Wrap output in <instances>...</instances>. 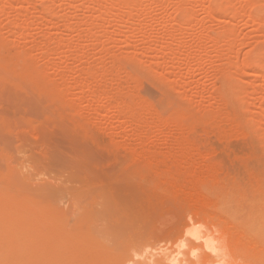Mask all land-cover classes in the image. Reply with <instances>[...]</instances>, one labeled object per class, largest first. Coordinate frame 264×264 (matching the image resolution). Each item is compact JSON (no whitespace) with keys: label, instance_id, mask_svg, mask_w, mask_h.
<instances>
[{"label":"rangeland","instance_id":"1","mask_svg":"<svg viewBox=\"0 0 264 264\" xmlns=\"http://www.w3.org/2000/svg\"><path fill=\"white\" fill-rule=\"evenodd\" d=\"M37 1H40L38 2L39 4L42 3L41 1H45L48 6L51 5L50 9L53 10L52 13L49 12V14L56 12L54 14L57 15H46V13L39 14L40 19H44L42 16L46 15L45 20L41 21L34 8H30L31 10L33 9L32 11L28 9L32 16L30 14L26 17L23 12L25 9L27 10V4L21 6L20 3L17 6V10H19L20 13L22 12L21 14H24L26 18L22 16L23 18L19 17L16 19L10 8V10H8V8L6 10V6H1L5 8V12L0 13V16L3 18H0V26H2L0 27V223L16 219L24 229L36 236L33 237V239L38 242V246L41 244L42 247H45L48 243L54 245L56 249L60 250L61 254L58 259H54L57 264H127V260L130 257H134L133 259L136 260L139 258V255L142 254L143 256L147 255V258L149 255L152 260H160V264H209L210 260L207 259H213L208 255L214 256L215 264H264V138H262L263 140L260 139L262 134H259V132L263 133L262 130L264 131V115L262 116L263 118L258 116L260 109H263L261 106L264 107V96L260 91L257 95L254 93L252 96L250 95L247 97L245 95L233 96V94H231L232 91H235L233 86L236 84L238 88L241 87L240 91L241 89L242 91L246 89L253 91L256 87L260 88L261 85L264 86V79H261V76L252 75L253 70H251L253 69L251 65L252 62L256 57L258 58L260 52L262 53L264 51V38H262L264 35V27L263 30L258 33H252L254 26L248 17V15L254 13L255 9L247 6V0H239L243 8H241L242 10L239 9L240 11L238 10L239 13H237L235 20H232L235 23L231 22V19L227 20L231 22V26L234 27L229 26L231 29H237L232 30L235 31L234 34L237 32V34H242H239L241 36L238 35L239 38L236 37L237 34L235 36L240 40L238 44L235 42V44L239 46L235 45L234 47V45H232V50L235 51L234 53H238V61H240L242 57L241 63H238L233 57L234 54L232 60H226L224 55H222V57L224 56L223 58L226 61L223 59L221 60L223 62H221L220 59L222 58L217 60L218 58L216 57L220 47L210 46L213 45L210 39L221 37L223 33L225 34V27L229 29L227 25H230V23H226L224 27V24H221V26L217 22H208L205 19L206 11L203 10L207 7L209 0H185L187 2L183 0L185 2L183 7L186 6V8H184L186 11L182 17L181 14L174 12V5H176V3H174L175 0L174 2H172L173 0H171V2L170 0H153L155 3H153L154 5L151 4L148 6L145 12L142 10L144 12H142V14L144 15L141 14L139 16V13H141L139 10V13L138 11H132V18L134 21H132L133 19L131 18L133 23H130L129 20L130 24H126V19L124 18V16H126L127 19L130 17V15H128L130 14L128 13V9V11H125L126 9L121 10V13L124 12L127 14L123 16L124 13H120L121 15H119L121 17L123 16L122 19L118 15L120 11L118 13L116 11L109 12L104 15L105 17L102 13L100 15L96 7L99 3L104 4L102 0H96L97 5L96 2H91L89 0H82L83 2L81 0L78 2H76L77 0L75 2L68 0L71 2H69L70 5H67L66 0L32 1L34 4L36 3L35 6L37 5L40 7L42 4L39 5ZM3 2H5V0H2V2L0 1L1 4H4ZM86 2L90 5L89 7H86L88 6L86 4V6L84 5ZM106 2L111 1L106 0L105 3ZM72 3L75 4L72 5ZM30 4L29 7H34V4ZM95 5L96 7H93ZM19 6L23 7L24 10L21 8V11ZM73 6H75L76 9ZM38 7H35V9H40ZM187 8L192 12L189 13ZM94 11H98L96 12L97 15L93 14L95 13ZM241 11L244 12L241 13ZM134 13H138V16ZM98 15L101 18L104 17L102 19H105V21L108 19L106 21L108 24H106L105 21L103 22L101 18L99 19ZM177 15H179V17ZM186 15L191 17L194 16L191 18ZM64 16L68 19L67 28H65L67 19ZM172 18L177 19L181 24H183V20L189 22L191 19L189 22L190 26L185 22V26L181 28L185 30H181V26L179 28L177 26V29L171 30L168 23L171 22L170 20H173ZM8 19L10 20L9 23ZM11 19L16 20L19 24H21L20 22L23 23V25L21 24L23 29L19 28L21 29L20 32L18 31L19 29L17 30L19 35L17 34L16 36L15 34L16 38H14V32L12 33L13 35L11 34L12 29H7L8 24L10 25H8L9 27H12L13 20L11 21ZM23 19H27L25 21L26 25ZM114 19L115 21H119V19L122 21L124 20L126 25L121 21L122 24L119 23L118 26H115L116 28L112 26L114 22H112L111 25L113 28L108 27L110 26L109 20ZM100 20H102L103 23ZM161 20L163 23H161ZM165 20H167L166 23L164 22ZM40 21L47 22L41 23ZM77 21H80V25ZM38 22H40V24H38ZM85 22L88 26H91H89L90 29L85 25ZM139 22L142 23L140 25L145 23V27L143 26L144 29L141 31H135V29H138L135 25H137L136 23L139 24ZM69 23H71V25L75 23L77 24L76 26L80 28L75 27L73 31L72 29L68 31ZM164 23L166 25L168 24L167 26H169V28H166ZM81 24L83 26H81ZM160 24H162V26L165 25L164 28H162ZM24 25L26 27H24ZM63 27L68 30L63 29ZM92 27L94 31L91 29ZM98 27H102V30H98ZM40 28L42 30H40ZM43 28L45 29L44 32L47 33L49 30L48 33L54 34L55 39H57V36L59 37L57 40L62 39V41H64L63 44H67L66 48L69 47L70 44L75 45L74 47L76 49L73 50L74 52L72 51L73 54L68 52L65 46L58 47V44L61 43L60 40V42L57 41L58 43H52L49 46L50 49H42L41 46L43 45L41 44L44 42L43 44L45 45L46 41V38H44L46 33L43 35ZM192 28L193 30H191ZM169 29L177 33H172ZM178 29L183 33H180ZM228 29L226 30L227 32ZM17 31H15V33ZM82 31L84 35L81 33ZM85 31H87L86 35ZM90 31L94 33L97 32L98 34L91 33ZM107 31H109L108 36L106 35L108 33ZM88 32H90L89 34L91 35H88ZM168 32H171V37H169ZM21 33L24 34L25 37H23ZM190 33L192 35H190ZM141 35L143 37H141ZM18 36L21 37L19 38ZM89 36L96 38L93 39ZM97 37H99V43ZM125 37H128V44H130L129 46L131 47L127 45ZM24 38L27 39V41L32 39L31 41L35 49L32 44L30 43L29 45V42L27 43ZM42 38L45 40H42ZM40 39L42 43H40ZM85 39L87 41H84ZM106 39L108 42L105 41ZM33 40H35L36 45ZM36 40L39 41V43ZM12 41H14L13 46H11L13 44ZM24 41L27 44H24ZM172 41L173 45L171 44L170 46L169 44ZM181 41L184 43H180ZM120 42H122V44H120ZM116 43H118V45ZM251 43H253L252 46H249ZM166 44L170 47L174 46L176 52L174 51L172 56H170V54L162 59L164 55L163 52L166 51L164 49ZM182 44L184 45L182 46ZM225 46L226 48L228 47L227 45ZM225 46H221L219 50L225 49L227 52L228 48H224ZM109 47L112 52L110 50L107 52ZM38 48L44 51L47 50L48 54H55L54 56L51 54L49 55L51 58L49 56L47 58V54L44 55L46 51L44 52ZM212 48L218 52H214ZM229 48H231V46ZM57 49H60L59 51H61V54ZM195 50H197V52H195ZM222 50L219 54L225 53V51ZM62 52L65 53V55L62 54ZM254 52H256V54H254ZM55 55L59 58H62L64 55L63 58L65 59L62 58L58 60ZM124 55H131L135 58L138 57L140 62L142 61L141 64L144 65L136 67V63H132V61L129 62L132 58L130 57L131 59L129 58L128 60ZM67 56L69 58H67ZM116 56L119 57V59L117 58L118 60H115ZM52 58H56L55 64L53 63V65L50 62ZM137 59H134V61L139 63ZM242 60L244 61L243 63ZM10 61H13L12 65ZM81 61H84L83 63H86V65H83ZM224 61L225 63L229 61V63L227 62L228 64H230L231 61H235L234 63H238L236 67L240 66V70L237 68L234 69L236 71L238 70V72L240 71V74L234 72L235 75H233V77L236 76V83L233 81L234 79L231 78L235 85L230 84V78L225 77V80V75L219 74L220 70H218V67H220L219 65L224 63ZM49 62L51 64H49ZM262 62H264V60H262ZM56 63L61 64V66L56 67L59 73L53 70V72H55V75L53 73L54 77L60 78L62 76H60V74L68 75L73 69L72 73H70V76L73 75L72 79L68 78L70 77L69 75L66 78L68 81L70 79V84L75 83V81L77 82L79 77H85L90 70L93 72L95 69V74L100 72L101 74H99L103 76L102 79L99 75L102 80L91 72L88 77L89 80L91 77H93V79H98L95 80L96 84H99L101 87H95L96 91H94V88L92 90L97 96L99 94L103 97V95H105V93H103L105 92L103 86L107 88L105 90L109 98H107L110 105L108 108L109 111L97 109L100 104L102 105V102L104 103V97L106 98V96L103 98H99L98 96L96 98L98 103L94 102V106L89 105L90 107L88 108L91 109L87 111L86 106L88 104L85 100L83 101L80 99L82 96L76 85L74 86L73 84L74 87H71L69 82L64 80L65 78L62 79L68 82L69 87H71L69 89L67 83H64L61 78L64 84L60 82V79L56 80L57 78L53 79L54 82H52L50 79L53 76L51 75L50 77L49 75L52 74L51 69H55ZM80 63L83 68L80 66ZM232 64L228 65L226 69H224L226 65L223 64L224 68H221L229 70V66H234V64ZM244 64L246 65L244 68L246 67V69H248L247 67L251 66V69L244 70ZM44 66L46 68L52 66V68H50L49 71L48 69L46 70ZM78 67L83 70L85 68H90V70L85 69L87 72L85 70L82 72L83 70H79ZM241 68L244 71L243 75H241ZM66 69L68 71L70 69V71L68 72ZM41 70H46L47 72L45 71L43 74H46L47 77V73H49L48 76L50 78L45 77V79L42 77L43 75L40 76ZM62 70H65V72ZM75 70L78 72L75 73ZM79 71L83 73V76L78 75L77 77ZM103 71L104 73L102 74ZM221 71L223 70L221 69ZM105 73L107 74V78L105 77ZM75 75L76 77H74ZM256 76L260 78L257 79L258 77ZM74 78H77V80H74ZM93 79H91V82H93ZM237 79H240L241 82L239 81V83ZM55 80L61 83L60 86L62 85L63 87L59 89L60 86L55 84ZM99 80H101V84ZM222 81L224 82L222 83ZM163 82L164 84H162ZM54 84L56 87L53 88ZM76 87L78 90H76ZM120 87L124 92L119 89ZM50 88L53 91H51ZM55 88H58L57 91ZM262 88L264 90V87ZM97 89L100 90L97 92ZM66 90L72 98L74 97V101L77 99L81 102L76 104V102L78 103V101H76L74 105H72L74 102L72 99L70 100L72 103L68 104V100L71 99V97L68 95V92L66 93ZM92 91L89 93L92 94ZM55 92L59 93L58 95L61 94V96L63 94L66 99L69 97L68 100L62 99L64 97L61 96V98L59 96V98L56 97L57 93ZM78 92L79 95L77 94ZM99 92L102 93L100 94ZM195 92L197 93L196 95ZM86 93L88 96V91ZM65 94L67 95L65 96ZM135 94H137V96ZM217 95H220V97ZM87 96L85 95V97ZM235 97L237 99H235ZM238 101H241V103L244 102L243 105ZM75 104L78 108L73 107L76 106ZM122 104H124L125 107L122 106ZM242 106L244 110L241 108ZM122 109H124L125 112L120 111ZM131 109L133 110L132 113L134 114L132 115L135 116V119H131L132 115L130 114L129 116V114H127L129 113L127 111H131ZM247 109L250 110L251 117L252 113L254 114V120H256L257 116V119L262 118V121L259 119L260 123L253 120V122H257L260 126H263V128H261L262 130H260V126H258L257 123L255 127L254 123L252 124V122H250L252 121L251 117L249 118L250 120H248L250 112L247 114ZM124 114L128 116V119ZM116 115L127 125L120 128L119 122L114 118ZM140 116L143 120L145 117V126L143 124L139 127L140 130H133L137 123L136 117ZM141 118H139V120ZM236 118L240 120L238 121ZM129 120L132 124H130L131 122H129ZM247 122H249L248 125H246ZM261 122L263 125H261ZM178 129L183 130L181 137L185 145L181 142V145H177V143L172 146L174 142H172L170 138L174 139L175 137L173 136L179 134V132H177ZM139 131L144 135H147L145 132L148 131L151 133H148V135L152 136V140L147 142V146L138 141L136 136L141 134ZM131 136L134 137L132 138ZM163 137L165 139L167 137L169 138L165 141ZM162 138L164 140L163 142L161 140ZM169 139L170 141H168ZM144 146L150 147L151 149L149 150L151 151H147ZM175 146L178 149H176ZM172 147H175L174 152L178 153V155L180 152L179 156H176L177 154L174 155L172 149H170ZM185 147H189L188 149L191 148L189 152L192 150V155L188 153V149ZM153 150L155 153H153ZM177 150L180 151L176 152ZM183 151H185L186 154L181 153ZM146 152H148V156H146ZM168 153L171 154L170 156H176V159L178 158L179 160L173 157L170 158ZM152 154H156V157ZM181 154H183V157L184 155L187 156V154L189 156H185L186 161L183 158L180 164ZM193 154L197 156L194 157ZM200 157L201 159H198ZM188 158L191 160L193 158L195 163L198 162L199 173L203 183H201L202 181H196L198 173L195 174L197 175V177H194L195 179H192L189 175L184 173L185 176L182 173L183 170L180 174L181 176L179 173H175L180 170L181 167L179 166H184L185 162V167H187ZM167 161L171 162V164L172 161L175 164L178 161L177 164L180 165H174L179 168L176 169L173 164L171 165ZM212 166L213 168L211 169L210 167ZM164 171H170L171 173L169 172L166 176V174H164L166 172ZM158 174H164V179L161 178L163 175L159 177ZM171 174H173L172 176L175 177L176 180L178 176H180L181 179L180 177L178 179L181 184L178 180V182L176 181L175 183L173 177L169 178ZM182 174L184 175L183 179L185 177L187 179L190 177L191 181L194 180V184H192L189 179L188 181H186V178L182 180ZM166 178H169V180ZM177 183H179L181 187L183 186V188ZM190 183L193 189L187 185ZM174 186H176L175 189L177 187L180 189H177L179 192L173 191ZM181 189L183 190L181 191ZM208 189L210 191L208 194L209 196L206 194L208 193ZM14 190L16 192H14ZM193 191H195V193L198 192V194L200 193L201 197L205 195L202 198H204L207 204L205 202L203 205L202 202H204V200L198 196V194H194ZM191 193L194 198H196L195 195L199 197L196 198L199 201H197V204L194 203L196 199H192L193 197L191 198ZM211 194H213V196ZM211 199H213V201ZM80 207L82 208L81 210H79ZM100 220H103L102 222H104V225L100 223ZM97 226L99 227L97 228ZM4 228L5 226L1 227L0 231L5 232L6 230H4ZM55 234L56 236H54ZM196 237L200 238L196 240ZM205 237L213 243L211 245H206L208 241H203ZM199 240L202 244L199 243ZM97 244H100L102 247ZM200 245H202V247H200ZM208 246H211V248L212 246L213 248L215 247L216 249L214 248V250L218 249L216 251V254L217 252L218 254L213 255L211 251L209 252L208 250L211 248L207 249ZM205 250L206 253H204ZM96 251H99V255L95 254ZM36 253L37 250L35 249L31 251L33 256ZM156 257L158 258L156 259ZM150 258L148 260L149 262H151Z\"/></svg>","mask_w":264,"mask_h":264},{"label":"bare ground","instance_id":"2","mask_svg":"<svg viewBox=\"0 0 264 264\" xmlns=\"http://www.w3.org/2000/svg\"><path fill=\"white\" fill-rule=\"evenodd\" d=\"M0 1L2 2V0H0ZM29 1H30V2H29ZM29 1H28V0H5V2H3L4 4H1V3H0V4H1L0 7H1L2 5H4V7L6 6V10H7V8H8V10L11 9V10L13 11V14H14V16H15L16 19L19 18V17L21 18L22 16H24V14H21L22 12L20 13V11L17 10V6H18L20 3H21V6H22L23 4H24V6L27 4V6H26V7H27V10L25 9L26 12H25V11L23 12V13H25L26 17L29 16V15L31 14V13H29V10H28V9H30V8H34V10L36 11V13H38V15H39V14H42V13H46V15H47V14L50 15V14L52 13V10H53V9H52V10L50 9V8H51V7H50L51 5L48 6V4H47L45 1H41L42 3H40V4H42V5H40V4L38 3V2H40V1H37V3L40 5V7H38L37 5L35 6L36 3L34 4V2H32V1H35V2H36V0H32V1L29 0ZM56 1H57V0H56ZM60 1H61V0H60ZM67 1H68V0H66L67 5H68V4L70 5L71 2H75L76 0H72L71 2H70V1L67 2ZM78 1H79V0H77L76 2H78ZM81 1H82V0H81ZM89 1H91V2L94 1V2H96V5H97V1H96V0H89ZM89 1H88V2H89ZM99 1H101V0H99ZM102 1L104 2V4H100V3H99V5H97V7H96V5L93 6V7H96V9L99 11V14H100V15H101V13H102V15L104 16L105 14H108L109 12L116 11V12L118 13V12L120 11V12L118 13V15H119V14L121 13V10H125V9H126L125 11H128V10H129L128 13H130V14H128V15H130V17H129L128 19L126 18V16H124V15H127V14H125L124 12H122V13H124L123 16H124V18L126 19V24H130L132 21H134V19L132 18V11H134V12L136 11V12H137V11L139 10V11L141 12V13H139V11H138L139 16H140V15L142 14V12H143L142 10H144V12H145V9H146L148 6H150L151 4H152V5L155 4V3L153 2V0H122V1L120 0L121 3L119 2V0H110L111 2H106V3H105L106 0H105V1L102 0ZM154 1H155V0H154ZM165 1H166V0H165ZM184 1H185V0H184ZM184 1H183V0H175V2H174V0L172 1V2L176 3V5H174V6H175V10H174V8H173L174 12L177 13V14H181V17L184 16L185 11H186V9H184V8H186V6L183 7V5H184L185 2H187V1H185V2H184ZM240 1H241V0H240ZM240 1H239V0H209L208 5L206 4L207 7L205 8V10H203V11H206V13H205V14H206L205 19H206L208 22H209V21L217 22L219 25H221V24L223 25V24H224V25H223L224 27H225V24H226V23H228V24L230 23V25H227L228 27L231 26V22H233L232 20H235V17H236V15H237V13H239L238 10L241 9V8H243L242 5H241V2H240ZM25 2H26V3H25ZM48 2H49V1H48ZM52 2H53V1H52ZM63 2H64V1H63ZM69 2H70V3H69ZM82 2H83V1H82ZM170 2H171V0H170ZM227 2H229V3H227ZM243 2H244V1H243ZM246 2H247V6L252 7V8L255 9L254 13H253L252 15H251V14L248 15V17H249V20L251 21V23H252L253 26H254V29H253L252 33H255V34H256V32L258 33L259 31L263 30V27H264V0H247ZM246 2H245V7H246ZM30 3L34 4V7H31V6L29 7V5H31ZM49 3H50V2H49ZM64 3H65V2H64ZM101 3H102V2H101ZM153 3H154V4H153ZM158 3H159V2H158ZM174 3H173V4H174ZM206 3H207V2H206ZM57 4H58V3H57ZM74 4H75V3H74ZM74 4L72 3V5H74ZM85 4L88 5L87 2L84 3V5H85ZM89 4H91V3H89ZM171 4H172V3H171ZM187 4H188V3H187ZM72 5H71V6H72ZM79 5H80V4H79ZM86 5H85V6H86ZM92 5H93V4H92ZM64 6H65V5H64ZM71 6H69V7H71ZM89 6H90V5H88V6H86V7H89ZM157 6H158V5H157ZM159 6H160V5H159ZM188 6H189V5H188ZM190 6H191V5H190ZM4 7H1V8H4ZM35 7H38V8H40V9L37 10V8L35 9ZM41 7H42V8H41ZM53 7H55V6H53ZM73 7H75V6H73ZM245 7H244V8H245ZM1 8H0V10H1L0 13H1V12H2V13L5 12V11H4L5 8H4V9H1ZM9 8H10V9H9ZM19 8H20V10L22 11L21 8H23V7H20V6H19ZM71 8H72V7H71ZM77 8H78V7H77ZM149 8H150V7H149ZM190 8H191V7H190ZM67 9H68V8H67ZM75 9H76V7H75ZM75 9H74V10H75ZM90 9H91V8H90ZM94 9H95V8H94ZM127 9H128V10H127ZM162 9H163V8H162ZM187 9H188V8H187ZM23 10H24V8H23ZM32 10H33V9H32ZM32 10L30 9V11H32ZM55 10H56V9H55ZM61 10H62V9H61ZM72 10H73V9H72ZM87 10H88V9H87ZM188 10H189V9H188ZM241 10H242V9H241ZM243 10H244V9H243ZM98 11H96V12H98ZM239 11H240V10H239ZM49 12H51V13L49 14ZM77 12H78V11H77ZM84 12H85V11H84ZM94 12H95V11H94ZM96 12L93 13V14H96V15H97ZM144 12H143V13H144ZM187 12H188V11H187ZM190 12H192V11L189 10V13H190ZM194 12H195V11H194ZM242 12H244V11H241V13H242ZM26 13H27L28 15H27ZM54 13H56V12H54ZM54 13L51 14V15H52V16H53V15L56 16L57 14H54ZM58 13H59V12H58ZM122 13H121V14H122ZM138 13H134V14H137V16H138ZM62 14H64V13H62ZM65 14H67V13H65ZM121 14H120V15H121ZM195 14H196V13H195ZM244 14H245V13H244ZM247 14H248V13H247ZM46 15L42 16V17H44V19H40V15H39L38 18H39L41 21H42V20H45V16H46ZM109 15H111V14H109ZM120 15H119V16H120ZM142 15H144V14H142ZM189 15H190V14H189ZM189 15H186V16H189ZM14 16H13V17H14ZM31 16H32V14H31ZM31 16H30V17H31ZM106 16H108V15H106ZM123 16H122V17H123ZM177 16L179 17V15H177ZM193 16H194V15H193ZM193 16H192V17H193ZM239 16H240V15H239ZM245 16H246V15H245ZM26 17L24 16V18H26ZM64 17L66 18V16H64ZM64 17H63V18H64ZM95 17H96V16H95ZM98 17H99V15H98ZM104 17H105V16H104ZM104 17H102V18H104ZM109 17H111V16H109ZM114 17H116V16H114ZM120 17H121V16H120ZM122 17H121V19H122ZM133 17H136V16H133ZM181 17H180V19H181ZM189 17H191V16H189ZM192 17H191V18H192ZM0 18H2V16H0ZM10 18H11V17H10ZM22 18H23V17H22ZM32 18H33V17H32ZM80 18H82V17H80ZM83 18H84V17H83ZM91 18H92V16H91ZM100 18H101V17H99V19H100ZM102 18H101V19H102ZM106 18H107V17H106ZM111 18H112V17H111ZM131 18L133 19L132 21H131ZM222 18H223V19H222ZM2 19H3V18H2ZM6 19H7V18H6ZM28 19H29V18H28ZM48 19H49V18H48ZM66 19H67V18H66ZM99 19H98V21H99ZM121 19H119V21H115V19H114V20H109V21H110V23H109L110 26H108V27H111L112 22H114V24L112 25L113 27L118 26L119 23H121V21H122ZM135 19H136V18H135ZM172 19H173V18H172ZM182 19H183V18H182ZM230 19H231V22H228L227 20H230ZM8 20H9V19H8ZM12 20H13V19H11V21H12ZM19 20H20V19H19ZM23 20H24V19H23ZM26 20H27V19H26ZM26 20H24V24H25V21H26ZM49 20H50V19H49ZM70 20H71V19H70ZM70 20H69V22H70ZM82 20H83V19H82ZM94 20H95V19H94ZM96 20H97V17H96ZM102 20H103V22L105 21V19H102ZM102 20H100V21L102 22ZM107 20H108V19H107ZM107 20H106V21H107ZM117 20H118V19H117ZM127 20H128V22H127ZM129 20H130V23H129ZM136 20H137V19H136ZM193 20H194V18H193ZM193 20H192V25H193ZM0 21H1V19H0ZM5 21H6V20H5ZM5 21H4V22H5ZM14 21H15V22H14ZM37 21H38V20H37ZM37 21H36V22H37ZM41 21H40V22H41ZM80 21H81V20H80ZM80 21H79V22L77 21V23H78L79 25H80ZM106 21H105V22H106ZM137 21H138V20H137ZM142 21H143V20H142ZM161 21H162V20H161ZM161 21H160V22H161ZM170 21H171V22H170ZM170 21H169L170 23H168V24H169L171 30H175V29H177V28H176L177 26H178V28L181 26V27H180V29H181L182 27L185 26V22H186V20H185V21L183 20V21H182L183 24H181V22H179L177 19H173V20H170ZM190 21H191V19H190ZM190 21H189V22H190ZM196 21H198V20H196ZM196 21H195V22H196ZM9 22H10V20L8 21V23H9ZM40 22H38V24H40ZM43 22H44V21H43ZM43 22H41V23H43ZM45 22H47V21H45ZM45 22H44V23H45ZM65 22H66V21H65ZM71 22H72V21H71ZM73 22H74V21H73ZM101 22H100V23H101ZM103 22H102V23H103ZM122 22H124V24H125V21H124V20H123ZM157 22H158V21H157ZM160 22H159V23H160ZM164 22L166 23L167 20H165ZM189 22H186V23H188V24H187L188 26H190V25H189ZM20 23L23 25L22 22H20ZM75 23H76V22H75ZM75 23L72 24L73 26L71 25V23H69V24L71 25V27H70V25H69V27H68L69 30H68V29H65V28H67L66 25H68V19H67V24L65 23V28L63 27V29L68 30V31H71V29H72V31H73V28L78 27V26H76L77 24H75ZM92 23H93V22H92ZM100 23H99V24H100ZM132 23H133V22H132ZM161 23H163V21H162ZM165 23H164V24H165ZM211 23H212V22H211ZM217 23H216V25H217ZM233 23H235V22H233ZM10 24H11V23H10ZM21 24H19L16 20H13L12 27H9V26H10L9 24H8L9 26H8L7 24H5V25H7V29H8V28H9V29H12V30H11V34L14 32V33H13V34H14V38H16V37H15V34H16V36H17L18 31L20 32V30L23 29V28H22L23 26H22ZM34 24H36V23H34ZM38 24H37V25H38ZM82 24H83V23H82ZM82 24H81V26H83ZM106 24H108V23L106 22ZM121 24H122V23H121ZM126 24H125V25H126ZM136 24H137V25L133 24V25H135V26L138 27V29H135V31H136V30L141 31V30H143L144 27H145V25H144L145 23H144L143 25H140V24H142L141 22H139V24H138V23H136ZM168 24H167V25H168ZM190 24H191V23H190ZM198 24H199V23H198ZM212 24H213V23H212ZM236 24H237V22H236ZM1 25H2V24H1ZM25 25H26V24H25ZM25 25H24V27H26ZM27 25H29V24H27ZM41 25H42V24H41ZM85 25L88 26V24H87L86 22H85ZM85 25H84V26H85ZM91 25H94V24H91ZM96 25H97V24H96ZM100 25H101V24H100ZM100 25H98V26H100ZM160 25L162 26V24H160ZM165 25H166V24H165ZM165 25H163L162 28H164ZM167 25H166L165 27H166V28H167V27L169 28V26H167ZM182 25H183V26H182ZM192 25H191V26H192ZM222 25H221V26H222ZM233 25H234V24H233ZM21 26H22V27H21ZM43 26H44V25H43ZM89 26H90V25H89ZM89 26H88V28H89ZM102 26H103V24H102ZM139 26H140V27H139ZM141 26H142V27L144 26V27L142 28ZM0 27H2V26H0ZM44 27H45V26H44ZM59 27H60V26H59ZM90 27H91V26H90ZM96 27H97V26H96ZM113 27H111V28H113ZM120 27H121V26H120ZM146 27H147V24H146ZM231 27H233V26H231ZM231 27H229L230 30H229L227 27H225V28H226V29H225V32H226V33H225V34L223 33L224 35L222 34L221 37H215V38H213V39H212V38L210 39V38L207 36V37L211 40V43L213 44V45H210V46H215V47H218V48H219V47L221 48V46H223V45H224V46H225V45L228 46V47H227L228 49L226 48V46L224 47V48H226V49L228 50L227 52H226L225 49H224V50L221 49L222 51H225V53L223 52L224 54H223V53H222V54H219V53H221V52H220L221 50H219L220 48L218 49L219 52H218V51H215V49H216L215 47H214L215 49L212 48V50H213L214 52H216V53L218 52V55H219V56L217 55V57H216V58H218L217 60H219L220 58H222V59H220V61L223 60L224 58H225L226 60H232V56H233V54H234L233 57L236 59V61L239 60L238 57H237V54H238V53L235 54V53H234L235 51L232 50V48H233L232 45H234V47H235V45H236V46H239V45H237V44L240 42V40L238 39V38H239L238 35L241 34V33L237 34V33H238V32H237V33H236L237 36H236V34H234L235 31H232V30H235L236 28H235V29H231ZM19 28H21V29H19ZM41 28H42V27H41ZM41 28H40V30H42ZM45 28H46V27H45ZM52 28H53V27H52ZM54 28H55V27H54ZM78 28H80V27H78ZM94 28H95V27H94ZM101 28H102V27H101ZM101 28L98 27V30L100 29V31H101V30H102ZM105 28H106V27H105ZM105 28H103V29H105ZM111 28H109V29H111ZM115 28H116V27H115ZM128 28H129V27H128ZM134 28H135V27H134ZM196 28H197V27H196ZM233 28H234V27H233ZM18 29H19V30H18ZM28 29H29V28H28ZM33 29H34V28H33ZM43 29H44V28H43ZM47 29H48V28H47ZM56 29H57V28H56ZM76 29H77V28H76ZM89 29H90V28H89ZM91 29H93V27H92ZM170 29H169V30H170ZM180 29H178L179 32H180ZM183 29H184V28H183ZM183 29H181V30H183ZM227 29H228V32L226 31ZM17 30H18V31H17ZM81 30H82V29H81ZM81 30H80V31H81ZM171 30H170V31H171ZM184 30H185V29H184ZM191 30H193V28H192ZM195 30H196V29H195ZM222 30H223V29H222ZM236 30H237V29H236ZM6 31H7V30H6ZM15 31H17V32L15 33ZM44 31H45V29L43 30V32H44ZM50 31H51V30H50ZM68 31H67V32H68ZM93 31H94V29H93ZM96 31H97V30H96ZM104 31H105V30H104ZM104 31H103V32H104ZM223 31H224V30H223ZM223 31H222V32H223ZM7 32H8V31H7ZM39 32H40V31H39ZM41 32H42V31H41ZM41 32H40V33H41ZM43 32H42V33H43ZM48 32H49V30L47 31V33H46V32L43 33V35L46 33V36H44V38H46L45 45L43 44L44 42L42 43V40H45V39H43V38H42V40L40 39V43H42L41 45H43V46H41L40 44H38V45L41 46L42 49H43V48H44V49H45V48H46V49H50L49 46H50L52 43L55 44V42H57V41H58V42L61 41V43L58 44V45H59V46H58L59 48L62 47V46H63V47L65 46V48H66L67 44L64 45V44H63L64 41H62V39H59V40H60V41H59V40H57V39L59 38L58 36L56 37L57 39H55V38H54V37H55L54 34H50V33H48ZM61 32H62V31H61ZM85 32H86V33H85V35H86V34H87V31H85ZM90 32H91V31H90ZM90 32H88V35H91V34H89ZM107 32H108L107 34H106V33H104V34H106V35L108 36L109 31H107ZM171 32L174 33V32H176V31H174V32L171 31ZM171 32H170V33L168 32L169 37H171V35H172ZM184 32H185V31H184ZM222 32H221V33H222ZM250 32H251V31H250ZM8 33H9V32H8ZM56 33H57V31H56ZM81 33L83 34L84 32L82 31ZM91 33H94V32H91ZM95 33H97V32H95ZM95 33H94V34H95ZM176 33H177V32H176ZM180 33H183V32H180ZM13 34H12V35H13ZM57 34H58V33H57ZM61 34H63V33H61ZM97 34H98V33H97ZM97 34H96V35H97ZM116 34H117V33H116ZM195 34H196V33H195ZM249 34H250V33H249ZM263 34H264V33H263ZM18 35H19V34H18ZM21 35H23V37H25L24 34L21 33ZM43 35H42V36H43ZM72 35H73V34H72ZM83 35H84V34H83ZM88 35H87V36H88ZM99 35H100V34H99ZM144 35H145V34H144ZM156 35H157V34H156ZM166 35H167V34H166ZM186 35H187V33H186ZM190 35H192V34L190 33ZM193 35H194V34H193ZM199 35H200V34H199ZM241 35H242V34H241ZM241 35H239V36H241ZM253 35H254V34H253ZM261 35H262V34H261ZM109 36H110V35H109ZM153 36H154V35H153ZM167 36H168V35H167ZM180 36H181V35H180ZM187 36H188V35H187ZM235 36L238 37V38H236ZM259 36H260V34H259ZM259 36H258V37H259ZM263 36H264V35H263ZM263 36H262V38H264ZM1 37H2V35H1ZM18 37H19V36H18ZM20 37H21V36H20ZM20 37H19V38H20ZM37 37H38V36H37ZM89 37H90V36H89ZM91 37L93 38V36H91ZM91 37H90V38H91ZM99 37H100V36H99ZM99 37H97L98 40L96 39V40L98 41V43L100 42V41H99ZM114 37H115V36H114ZM118 37H119V36H118ZM120 37H121V36H120ZM128 37H129V36H128ZM128 37H125V38H126V43H127V45L129 46L130 44H128V43H129V39H128ZM141 37H143V36L141 35ZM147 37H148V36H147ZM169 37H168V38H169ZM183 37H184V36H183ZM254 37H255V36H254ZM260 37H261V36H260ZM95 38H96V37H94L93 39H95ZM103 38H104V36H103ZM106 38H107V37H106ZM189 38H190V37H189ZM193 38H194V37H193ZM9 39H10V38H9ZM24 39H25V38H24ZM34 39H35V38H34ZM37 39H38V38H37ZM86 39H87V38H86ZM86 39H85L84 41H87ZM101 39H102V37H101ZM114 39H115V38H114ZM120 39H121V38H120ZM130 39H131V38H130ZM140 39H142V38H140ZM155 39H157V38H155ZM164 39H165V38H164ZM206 39H207V38H206ZM237 39H238V40H237ZM12 40H13V39H12ZM25 40H26L27 43L29 42V43H28L29 45H30V43H31L32 46H33V48L35 49V47H34L32 41H31L32 39L30 40L31 42H30L29 40L27 41V39H25ZM111 40H112V37H111ZM162 40H163V39H162ZM169 40H170V39H169ZM185 40H186V39H185ZM236 40H237V41H236ZM33 41H34V43H35V45H36L35 40H33ZM36 41H37V40H36ZM93 41H94V40H93ZM97 41H95V42H97ZM105 41L108 42L107 39H106ZM124 41H125V39H124ZM155 41H156V40H155ZM165 41H166V40H165ZM165 41H164V42H165ZM170 41H171V40H170ZM197 41H198V38H197ZM238 41H239V42H238ZM12 42H13V44H12L11 46L14 45V41H12ZM26 42L24 41V44H25ZM37 42L39 43V41H37ZM58 42H57V43H58ZM69 42H70V41H69ZM102 42H103V41H102ZM106 42H104V43H106ZM109 42H110V39H109ZM117 42H118V41H117ZM156 42H157V41H156ZM235 42H236L237 44H235ZM248 42H249V41H248ZM248 42H247V43H248ZM27 43H26V44H27ZM57 43H56V46H57ZM72 43H73V42H72ZM114 43H115V42H114ZM130 43H131V42H130ZM160 43H161V42H160ZM180 43H184V42L181 41ZM180 43H179V44H180ZM199 43H200V42H199ZM242 43H243V42H242ZM15 44H16V42H15ZM22 44H23V43H22ZM96 44H97V43H96ZM101 44H102V43H101ZM106 44H107V43H106ZM109 44H110V43H109ZM109 44H108V45H109ZM116 44L118 45V43H116ZM116 44H115V45H116ZM120 44H122V42H120ZM120 44H119V45H120ZM123 44H124V43H123ZM147 44H148V43H147ZM164 44H165V43H164ZM171 44L173 45V41L170 42L169 45L171 46ZM185 44H186V43H185ZM200 44H201V43H200ZM205 44H206V43H205ZM252 44H253V43H251V45L249 44V46H252ZM254 44H255V43H254ZM7 45H8V44H7ZM29 45H28V47H29ZM38 45H37V46H38ZM60 45H61V46H60ZM76 45H77V44H76ZM108 45H106V46H108ZM151 45H152V44H151ZM153 45H154V44H153ZM160 45H161V44H160ZM183 45H184V44H182V46H183ZM191 45H192V44H191ZM191 45H190V46H191ZM202 45H203V44H202ZM20 46H21V45H20ZM20 46H19V47H20ZM37 46H36V49H37ZM40 46H39V47H40ZM53 46H55V45H53ZM74 46H75V45L70 44L69 47H67L66 49L68 50V52H71V53L73 54V52H74L73 50L76 49ZM149 46H150V45H149ZM166 46H168V44H166ZM166 46H165V47H166ZM170 46H168L167 48L164 47V49H165L166 51L163 50V51H165V52H163L164 55H163L162 59L165 58L166 56L170 55V54H171L170 56H172V54H174V51L176 52V50H174V46H172V47H170ZM196 46H197V45H196ZM230 46H231V48H229ZM241 46H242V44H241ZM26 47H27V45H26ZM51 47H52V46H51ZM58 47H57V48H58ZM124 47H127V46H124ZM129 47H131V46H129ZM129 47H127V48H129ZM157 47H158V46H157ZM180 47H181V46H180ZM16 48H17V47H16ZM21 48H22V47H21ZM24 48H25V47H24ZM29 48H30V47H29ZM41 48H38V49L42 50ZM52 48H53V47H52ZM52 48H51V49H52ZM117 48H118V47H117ZM120 48H121V47H120ZM132 48H133V47H132ZM181 48H182V47H181ZM188 48H189V47H188ZM205 48H206V47H205ZM250 48H251V47H250ZM26 49H28V48H26ZM104 49H105V48H104ZM129 49H130V48H129ZM183 49H184V48H183ZM185 49H186V48H185ZM19 50H20V49H19ZM57 50H58V49H57ZM59 50H60V49H59ZM59 50H58V51H59ZM107 50H108L107 52H109L110 47H109V49H107ZM126 50H127V49H126ZM146 50H147V49H146ZM180 50H181V49H180ZM180 50H179V51H180ZM200 50H201V49H200ZM261 50H262V49H261ZM42 51H44V50H42ZM45 51H46V52H45ZM45 51H44V52H45L44 55L47 54V58H48V56L51 55L52 53H51V54H48L47 50H45ZM58 51H57V52H58ZM72 51H73V52H72ZM110 51H111V50H110ZM113 51H114V50H113ZM139 51H140V50H139ZM205 51H206V50H205ZM213 51H212V52H213ZM19 52H21V51H19ZM25 52H26V51H25ZM59 52H60V54H61V51H59ZM59 52H58V53H59ZM111 52H112V51H111ZM136 52H137V51H136ZM142 52H143V51H142ZM157 52H158V51H157ZM161 52H162V51H161ZM192 52H193V51H192ZM195 52H197V50H195ZM214 52H213V53H214ZM3 53H4V52H3ZM23 53H24V52H23ZM71 53H70V54H71ZM75 53H76V51H75ZM113 53H114V52H113ZM115 53H116V52H115ZM146 53H147V52H146ZM185 53H186V52H185ZM207 53H208V52H207ZM216 53H215V54H216ZM29 54H30V52H29ZM54 54H55V53H53L52 55L54 56ZM62 54L65 55V53H63V52H62ZM70 54H69V55H70ZM126 54H127V53H126ZM147 54H148V53H147ZM154 54H155V53H154ZM177 54H178V53H177ZM199 54H200V53H199ZM203 54H204V52H203ZM208 54H209V53H208ZM254 54H256V52H254ZM58 55H59V54H58ZM64 55H63V56H64ZM69 55H68V56H69ZM80 55H81V54H80ZM83 55H84V54H83ZM115 55H116V54H115ZM149 55H150V54H149ZM160 55H161V53H160ZM210 55H211V54H210ZM222 55H224L225 57L223 56V57H224V58H223ZM30 56H31V55H30ZM55 56H56V55H55ZM59 56H61V55H59ZM63 56H62V58H63ZM68 56H67V58H69ZM71 56H72V55H71ZM71 56H70V57H71ZM74 56H75V55H74ZM113 56H114V54H113ZM124 56H125V55H124ZM128 56H129V57H128ZM128 56H125V57H127L128 60H129V58L131 57L132 59L130 58L131 60H130L129 62L132 61V63H136V67H137V66H142V65H144V64H141L142 61L140 62V60H139L138 57L135 58V57H132L131 55H128ZM133 56H134V55H133ZM135 56H136V55H135ZM138 56H139V55H138ZM170 56H169V57H170ZM178 56H180V55H178ZM194 56H195V55H194ZM196 56H197V55H196ZM198 56H199V55H198ZM201 56H202V55H201ZM220 56H221V57H220ZM235 56H236L237 58H236ZM255 56H256V55H255ZM18 57H19V55H18ZM44 57H45V56H44ZM49 57H50V56H49ZM56 57H57V56H56ZM65 57H66V56H65ZM88 57H89V56H88ZM91 57H92V56H91ZM120 57H121V56H120ZM152 57H153V56H152ZM208 57H210V56H208ZM47 58H46V59H47ZM50 58H51V57H50ZM57 58H58V60L62 59L61 57H60V58L57 57ZM113 58H114V57H113ZM117 58L119 59V57L116 56V57H115V60H116ZM133 58H134V59H137V58H138L137 61H139V63L136 62V61H134ZM142 58H143V57H142ZM147 58H148V57H147ZM170 58H171V57H170ZM205 58H206V57H205ZM46 59H45V60H46ZM53 59H54V58H52V60L50 59V62L52 63V65H53V63L55 62V59H56V58L54 59V61H53ZM63 59H65V58H63ZM88 59H89V58H88ZM118 59H117V60H118ZM123 59H124V58H123ZM162 59H161V60H162ZM189 59H190V58H189ZM225 59H224V60H225ZM235 59H234V60H235ZM241 59H242V57H241ZM241 59H240V61H238V63H239V62L241 63ZM20 60H21V59H20ZM20 60H19V62H20ZM80 60H81V58H80ZM113 60H114V59H113ZM125 60H126V59H125ZM147 60H148V59H147ZM198 60H199V59H198ZM226 60H225V61H226ZM262 60H264V51H263L262 53L260 52V55L258 56V58L256 57L255 60L252 62L251 65H252V68H253V69L250 68L251 66H250V67H247V68H248V69L250 68L251 70H253V71H252V72H253L252 75H253V74H254V75H258V76H261V79H262V78L264 79V64H263L264 62H262ZM47 61H48V60H47ZM52 61H53V62H52ZM67 61H68V59H67ZM75 61H76V60H75ZM96 61H97V60H96ZM96 61H95V62H96ZM133 61H134V62H133ZM159 61H160V60H159ZM162 61H163V60H162ZM214 61H215V60H214ZM225 61H224V63L221 64L222 66L219 65L220 67H218V70L221 71V69H222L223 71H221V72H223L224 74L221 73L220 71H219V74H220V75L222 74L223 76L225 75V76H224V79H225V80H226V78H230V84H231V85H232V84L235 85V83H236V82H235V80H236L235 77H236V76L233 77V75H235V73L240 74V73H239L240 71L238 72V70H240V66H239V67H236V66L238 65V63H237V62L234 63L235 61H234V62L231 61V62L234 64L235 67H234V66H232V67L229 66V67H228L229 70H224V69H226V67H227L228 65L232 64L231 62H230V64H228L229 61H227L228 63L226 62V63H227V64H226ZM3 62H4V61H3ZM10 62H11V61H10ZM12 62H13V61H12ZM12 62H11V65H12ZM50 62H49V64H51ZM63 62H64V61H63ZM83 62H84V61H81V63H83ZM97 62H98V61H97ZM143 62H144V61H143ZM217 62H218V61H217ZM221 62H223V61H221ZM243 62H244V61L242 60V63H243ZM248 62H249V61H248ZM47 63H48V62H47ZM81 63H80V66H82ZM91 63H92V62H91ZM159 63H160V62H159ZM54 64H55V63H54ZM64 64H65V63H64ZM137 64H138V65H137ZM162 64H164V63H162ZM188 64H189V63H188ZM223 64L226 65L225 68L223 67ZM233 64H232V65H233ZM235 64H236V65H235ZM249 64H250V63H249ZM11 65H9V66H11ZM18 65H19V64H18ZM18 65H17V66H18ZM83 65H86V63H83ZM47 66H49V65H47ZM57 66L60 67L61 64H59V63L57 64V63H56V65H55V69H51V70H52V71H51L52 74L49 75V73H47L50 77H51V75L54 77L56 71H58V73H59V70H56V69H58V68H56ZM65 66H66V65H65ZM65 66H64V67H65ZM74 66H75V65H74ZM93 66H95V65H93ZM96 66H97V65H96ZM244 66H246V65H245V64L243 65V69H244V70H248V69H246V67L244 68ZM6 67H7V66H6ZM44 67H45V66H44ZM68 67H69V66H68ZM68 67H67V69H68ZM87 67H88V66H87ZM221 67H223L224 69L221 68ZM241 67H242V66H241ZM7 68H9V67H7ZM50 68H52V66H51V67H48V68L45 67L46 70H47V69L49 70ZM53 68H54V67H53ZM61 68H62V67H61ZM65 68H66V67H65ZM65 68H63V69H65ZM78 68H79V67H78ZM82 68H83V66H82ZM82 68H81V69H82ZM91 68H92V67H91ZM166 68H167V67H166ZM220 68H221V69H220ZM228 68H227V69H228ZM235 68H237L238 70H237V71L234 70ZM0 69H1V68H0ZM2 69H3V67H2ZM19 69H20V68H19ZM67 69H66V70H67ZM70 69H72V68H70ZM70 69H69V71H70ZM81 69L79 68V70H81ZM85 69H87V68H85ZM85 69H84V70H85ZM140 69H142V68H140ZM241 69H242V68H241ZM243 69L241 70V71H242V72H241V73H242L241 75L244 74ZM46 70H45V71H46ZM53 70H54L55 72H53ZM82 70H83V69H82ZM82 70H81V71H82ZM84 70H83L82 72H84ZM87 70H90V68L87 69ZM92 70H93V68H92ZM94 70H95V69H94ZM94 70H93V72H91V70L88 71V74H87L85 77H81V78L79 77V80H77V78H74V80H77V82L75 81V83H73V84H74V86L76 85V86L78 87V89H79V92H80V94H81V96H82V98H80V99L83 100V101L85 100L86 103L88 104V105L86 104V105H87V106H86L87 108L85 107V108L87 109V111H88V109H91V108H88V107H90V106H94V104H95L94 102L98 103V100H96V98H97L98 96H99V98H103L104 96H106V98L104 97V99H105L104 103L102 102V105L100 104L99 107H97V109L99 108V109H101V110H104V111L106 110V111H107L108 108L110 107L109 102L107 101L109 98L107 97L108 95H106V90H105V89H107V88H105V86H103L104 91H105V92H103V93H105V95H103V97H101L102 95H99L98 93H97L98 96H97L95 93H93L94 91H96L95 89H96L97 87H101V86H100L99 84H98V85L96 84V81H95V80H96L97 78H96V79H95V78L93 79V77H91V79H93V82H91V79L89 80L88 75L90 74V72L93 73L94 75H97L99 78H100V76H101V78L103 79V76L100 75L101 73L98 72V74H95L96 72L94 73ZM190 70H192V69H190ZM195 70H196V69H195ZM45 71H44V70H43V71L41 70V75H40V76L43 75L42 77L45 78V77H46V74H43V73H45ZM49 71H50V70H49ZM62 71L65 72V70H62ZM67 71H68V70H67ZM69 71H68V72H69ZM72 71H73V69H72ZM72 71L69 72V74H68L69 76H70V73H72ZM75 71H76V70H75ZM75 71H74V72H75ZM85 71H86V70H85ZM105 71H106V70H105ZM123 71H124V70H123ZM172 71H173V70H172ZM174 71H175V70H174ZM178 71H179V70H178ZM216 71H217V69H216ZM39 72H40V70H39ZM46 72H47V71H46ZM63 72H62V73H63ZM77 72H78V71H76L75 73H77ZM82 72H81V73H82ZM86 72H87V71H86ZM86 72H85V73H86ZM106 72H107V71H106ZM217 72H218V71H217ZM217 72H215V73H217ZM234 72H235V73H234ZM33 73H34V72H33ZM53 73H54V75H53ZM60 73H61V72H60ZM81 73H80V71H79V74H77V77H78V75H79V76H81V75L83 76V73H82V74H81ZM99 73H100V74H99ZM103 73H104V71L102 72V74H103ZM176 73H177V72H176ZM178 73H179V72H178ZM233 73H234V74H233ZM245 73H246V71H245ZM249 73H250V72H249ZM249 73H248V74H249ZM2 74H3V73H2ZM73 74H74V73H73ZM105 74H106V73H105ZM171 74H172V73H171ZM213 74H214V73H213ZM238 74H237V75H238ZM246 74H247V73H246ZM48 75H47L46 78L49 77ZM56 75H57V74H56ZM61 75H62V76H61ZM64 75H65V76H64ZM66 75H67V74H60V76H61L60 78H61V79H62V78H63V79L65 78L64 80L68 81V79H66V78L68 77V75H67V76H66ZM71 75H72V74H71ZM91 75H92V74H91ZM99 75H100V76H99ZM179 75H180V74H179ZM216 75H218V74H216ZM108 76H109V75H108ZM177 76H178V75H177ZM218 76H219V75H218ZM218 76H216V77H218ZM258 76H256V77H258ZM10 77H11V76H10ZM50 77H49V78H50ZM53 77H51V79H50L52 82H54L53 79H56V78H57L56 80L60 79L59 77H56V76H55L54 78H53ZM72 77H73V75L70 76V77H68V78L72 79ZM74 77H76V75H75ZM94 77H95V76H94ZM105 77L107 78V74L105 75ZM105 77H104V78H105ZM174 77H175V76H174ZM211 77H212V76H211ZM219 77H220V76H219ZM225 77H226V78H225ZM239 77H240V76H239ZM239 77H238V78H239ZM248 77H249V76H248ZM256 77H255V78H256ZM46 78H45V79H46ZM101 78H100V79H101ZM178 78H179V77H178ZM231 78H233L234 80L231 79ZM242 78H243V77H242ZM242 78H241V79H242ZM251 78H252V77H251ZM259 78H260V77H258L257 79H259ZM61 79H60V82H62V81H63L64 83L66 82V81H64L63 79H62V81H61ZM70 79H69L68 82H69V85L72 87L73 84H72V83H71L72 85L70 84ZM102 79H101V80H102ZM181 79H182V78H181ZM213 79H214V78H213ZM219 79H220V78H219ZM222 79H223V78H222ZM222 79H221V80H222ZM253 79H254V77H253ZM42 80H43V79H42ZM47 80H49V79H47ZM56 80H55V81H56ZM97 80H98V79H97ZM101 80H99V83L101 82ZM163 80H164V79H163ZM214 80H215V79H214ZM232 80H233L235 83H234ZM237 80H238V82H239V81L241 82L240 79H237ZM104 81H105V79H104ZM161 81H162V80H161ZM161 81H159V82H161ZM164 81H165V80H164ZM177 81H178V80H177ZM19 82H20V81H19ZM56 82H57V81H56ZM56 82H55V84H56L57 86H58V85L60 86L61 83H58V82H57V83H58V84H57ZM63 82H62V83H63ZM68 82H66L67 85H68ZM72 82H73V81H72ZM115 82H116V81H115ZM127 82H128V81H127ZM223 82H224V81H222V83H223ZM240 82H239V83H240ZM254 82H255V81H254ZM260 82H263V81H260ZM50 83H51V82H50ZM64 83H63V84H64ZM97 83H98V82H97ZM104 83H105V82H104ZM117 83H118V82H117ZM55 84H54L53 88L56 87ZM100 84H101V83H100ZM102 84H103V83H102ZM162 84H164V82H163ZM230 84H229V85H230ZM67 85H65V86H67ZM69 85L67 86L68 89L71 88V87H69ZM96 85H97V86H96ZM116 85H117V84H116ZM229 85H228V86H229ZM259 85H260V84H259ZM74 86H73V87H74ZM112 86H113V85H112ZM141 86H142V85H141ZM141 86H139V87H141ZM195 86H196V85H195ZM235 86H236V88H235ZM235 86H233L235 91H232V90H231L232 92L230 91L231 94H233V96H240V95L244 96V95H245V96L247 97V96H250V95L252 96L254 93L257 95V93H258L259 91H260V92L263 94V96H264V93H263L264 90H263V88H262V87H264V86H262V85H261L262 87L260 86V88H257V87H256L254 90L252 89L253 91H249L250 89H249V90L246 89V90H243V91H242V89H241V91H240V88H241V87L239 86L240 88H238V87H237V86H238L237 84H236ZM49 87H50V86H49ZM61 87H63V86L61 85V86L59 87V89H60ZM67 87H66V88H67ZM77 87H76V90H78ZM95 87H96V88H95ZM108 87H109V86H108ZM113 87H115V86H113ZM170 87H171V86H170ZM203 87H204V85H203ZM214 87H215V86H214ZM219 87H220V86H219ZM253 87H254V86H253ZM258 87H259V86H258ZM93 88H94V91H92ZM103 88H102V89H103ZM199 88H200V87H199ZM50 89H51V88H50ZM55 89H56V88H55ZM57 89H58V88H57ZM57 89H56V91H57ZM64 89H65V88H64ZM119 89L121 90V87H120ZM195 89H196V88H195ZM221 89H222V88H221ZM224 89H225V88H224ZM224 89H223V90H224ZM237 89H238V90H237ZM244 89H245V87H244ZM99 90H100V89H99ZM99 90L97 89V92H98ZM115 90H116V88H115ZM115 90H114V91H115ZM130 90H131V89H130ZM196 90H197V89H196ZM51 91H53V90L51 89ZM58 91H59V90H58ZM62 91H63V89H62ZM64 91H65V90H64ZM87 91H88V93H89L90 91H92V94L89 93V95L87 96V93H86ZM102 91H103V90H102ZM118 91H119V90H118ZM121 91H123V90H121ZM121 91H120V92H121ZM221 91H222V90H221ZM67 92H68V91L66 90V93H67ZM73 92H75V91H73ZM73 92H72V93H73ZM79 92L77 93L78 95H79ZM123 92H124V91H123ZM129 92H130V91H129ZM227 92H228V91H227ZM260 92H259V93H260ZM55 93H57V92H55ZM60 93H61V92H60ZM63 93H64V92H63ZM72 93H71V94H72ZM99 93H100V92H99ZM101 93H102V92H101ZM101 93H100V94H101ZM259 93H258V94H259ZM58 94H59V93H57V94H56L57 96H56V95H55V96H56V97H58V96L60 97L61 94H60V95H58ZM74 94H76V93H74ZM74 94H73V95H74ZM77 94H76V95H77ZM90 94H91V95H90ZM137 94H138V93H137ZM137 94H135V95L137 96ZM196 94H197V93L195 92V95H196ZM218 94H220V93H218ZM1 95H2V94H1ZM66 95H67V94H65V96H66ZM68 95L70 96L69 92H68ZM85 95H86L87 97H85ZM119 96H120V94H119ZM217 96H218V95H217ZM231 96H232V95H231ZM231 96H230V98H231ZM242 96H241V97H242ZM258 96H259V95H258ZM56 97H55V98H56ZM59 97H58V98H59ZM61 97H64L63 94H62ZM61 97H60V98H61ZM70 97H71V96H70ZM183 97H184V96H183ZM198 97H199V96H198ZM218 97H220V95H219ZM68 98H69V97H68ZM68 98L66 99V98L64 97V98H62V99L68 100ZM107 98H108V99H107ZM216 98H217V97H216ZM248 98H249V97H248ZM72 99H73V100H72ZM80 99H79V100H80ZM121 99H122V98H121ZM136 99H137V98H136ZM143 99H144V98H143ZM209 99H210V98H209ZM214 99H215V98H214ZM218 99H219V98H218ZM220 99H222V98H220ZM223 99H224V98H223ZM235 99H237V98L235 97ZM251 99H252V98H251ZM257 99H258V98H257ZM261 99H262V98H261ZM261 99H260V100H261ZM58 100H59V99H58ZM60 100H61V99H60ZM70 100L74 101V97H73V98L71 97V99L68 100V101L70 102V103L68 102V104H71V103H72ZM215 100H216V99H215ZM260 100H259V101H260ZM76 101H78V100L75 99V101L72 103V105H74V103H75ZM133 101H134V100H133ZM139 101H140V99H139ZM219 101H222V100H219ZM231 101H232V100H231ZM252 101H253V100H252ZM60 102H62V101H60ZM80 102H81V101H78V103L76 102V104H79ZM193 102H194V101H193ZM197 102H198V101H197ZM238 102H240V104H242V105H243V103H244V102L241 103V101H238ZM248 102H249V101H248ZM248 102H247V103H248ZM93 103H94V104H93ZM122 103H123V102H122ZM253 103H254V102H253ZM54 104H55V103H54ZM59 104H60V103H59ZM65 104H66V102H65ZM68 104H67V105H68ZM76 104H75V105H76ZM249 104H250V102H249ZM251 104H252V102H251ZM256 104H257V103H256ZM89 105H90V106H89ZM96 105H97V104H96ZM96 105H95V106H96ZM125 105H126V104H125ZM199 105H200V104H199ZM70 106H71V105H70ZM79 106H80V105H79ZM122 106H124V104H122ZM127 106H128V105H127ZM252 106H253V105H252ZM254 106H255V105H254ZM73 107L78 108L77 105H76V106H73ZM124 107H125V106H124ZM124 107H123V108H124ZM249 107H250V106H249ZM128 108H129V107H128ZM134 108H135V106H134ZM235 108H236V107H235ZM241 108H243V110H244V107H243V106H242ZM257 108H258V107H257ZM261 108H263V109H260V108H259V109H260V113L258 114L259 117H262V116L264 115V107L261 106ZM68 109H69V108H68ZM86 109H84V110H86ZM120 109H121V107H120ZM124 109L128 110L127 108H124ZM124 109H122V110H120V111L125 112ZM77 110H78V109H77ZM92 110H93V109H92ZM95 110H96V109H95ZM135 110H136V109H135ZM197 110H198V109H197ZM200 110H201V109H200ZM200 110H199V111H200ZM202 110H203V109H202ZM247 110H248V112H247V114H248V113L250 112V110H249V109H247ZM252 110H253V109H252ZM87 111H86V112H87ZM93 111H94V110H93ZM108 111H109V110H108ZM132 111H133L132 109H131V111H127V112H129V113H127V114H129V116H130V114H131V115L134 114V113H132ZM142 111H143V110H142ZM76 112H77V111H76ZM90 112H91V110H90ZM95 112H96V111H95ZM130 112H131V113H130ZM136 112H137V111H136ZM143 113H144V111H143ZM202 113H203V112H202ZM250 114H251V112H250L249 115H248V120H250V119H249V118L251 117ZM140 115H141V114H140ZM142 115H143V114H142ZM142 115H141V116H142ZM235 115H236V114H235ZM124 116H126V115L124 114ZM124 116H123V117H124ZM133 116H134V115L131 116V119H132V118L135 119V116H134V117H133ZM138 116H139V115H138ZM141 116H140V117H136V122H137L136 125H135V123L133 122L134 125H135L134 128L132 127L133 130H134V129H135V130H136V129H137V130H138V129L140 130L139 127H141L143 124H144V126H145V117H144V120H143V118H141ZM143 116H144V115H143ZM232 116H233V115H232ZM253 116H254V114L252 113V117H251V118H252V119H251L252 121H250V122H252V124L254 123V125H255L257 122H253V120L255 119V118L253 119ZM258 116H257V117H258ZM126 117H127V119H128V116H126ZM255 117H256V115H255ZM257 117H256V120H254V121H258V122L260 123L259 119L261 120L263 117H262V118H259V119H257ZM114 118H116L117 121L119 122V126H120V128H121V127H124L125 125H127V124H125V122H124L122 119H120L117 115L114 116ZM129 118H130V117H129ZM137 118H138V119H137ZM139 118H141L140 120H142V121H140ZM182 118H183V117H182ZM238 118H239V117H238ZM238 118H236V119H238ZM85 119H86V118H85ZM134 119H133V120H134ZM86 120H87V119H86ZM133 120H132V121H133ZM138 120H139V121H138ZM239 120H240V119H238V121H239ZM127 121H128V120H127ZM134 121H135V120H134ZM261 121H262V120H261ZM263 121H264V120H263ZM89 122H90V121H89ZM129 122H131V121L129 120ZM127 123H128V122H127ZM172 123H173V122H172ZM248 123H249V122H247L246 125H248ZM261 123H262V122H261ZM263 123H264V122H263ZM263 123H262L261 125H263ZM128 124H129V123H128ZM130 124H132V122H131ZM173 124H174V123H173ZM257 124H258V123H257ZM233 125H234V124H233ZM246 125H245V126H246ZM132 126H133V125H132ZM174 126H175V125H174ZM174 126H172V127H174ZM258 126H260V125L258 124ZM263 126H264V125H263ZM263 126H260V130H262L261 128H263ZM246 127H248V126H246ZM253 127H254V126H253ZM255 127H256V125H255ZM125 128H126V127H125ZM175 128H176V127H175ZM179 128H181V127H179ZM249 128H250V127H249ZM251 128H252V127H251ZM122 129H123V128H122ZM245 129H246V128H245ZM133 130H132V131H133ZM175 130H176V129H175ZM184 130H185V129H184ZM246 130H247V129H246ZM182 131H183L182 129H178V130H177V132H179V134L176 133V134H178V135L173 136V137H175V138H174L175 140L172 139V138H170L171 141L174 142V143L172 144V146L175 145V144H177V143H178L177 145H181V142H183V143H184L183 145H185V142L182 140L183 138L181 137L182 134H183ZM134 132H135V131H134ZM137 132H138V131H137ZM139 132H140V131H139ZM262 132L264 133L263 130H262ZM140 133H141V132H140ZM146 133H147V135H144L143 133H141L140 135L138 134L136 137H137L138 141L142 142L143 145H146V146H147V142H148V141L150 142V141L152 140V139H151L152 136H149V135H148V133L151 134L149 131H148V132H145V134H146ZM180 133H181V135H180ZM263 133L259 132L260 135L262 134V135L260 136V137H261L260 139L264 138V134H263ZM130 134H131V133H130ZM136 134H137V133H136ZM186 134H187V133H186ZM257 134H258V133H257ZM259 134H258V135H259ZM131 135H132V134H131ZM174 135H175V134H174ZM131 137H132V136H131ZM133 137H134V136H133ZM133 137H132V138H133ZM170 137H171V136H170ZM163 138H164V137H163ZM163 138L161 139L162 142L164 141ZM167 138H169V137H167ZM167 138H166V139H167ZM164 139H165V138H164ZM166 139H165V141H167ZM170 139H169L168 141H170ZM130 140H131V139H130ZM132 140H133V139H132ZM262 140H263V139H262ZM146 146H144L145 149H146L147 151H151V150H149V149H151V148H150V147H146ZM186 146H187V145H186ZM144 147H143V148H144ZM175 147H176V146H175ZM175 147H172V148H170V149H172L174 155L177 154L176 156H179V155H180V152H179V155H178V153H175V152H174V148H175ZM147 148H148V149H147ZM185 148H187V147H185ZM188 148H189V147H188ZM188 148H187V149H188ZM152 149H153V148H152ZM170 149H168V150H170ZM176 149H178V148L176 147ZM179 149H180V148H179ZM190 149H191V148H190ZM190 149H188V153H190V154L192 155V152H191L192 150L189 152ZM180 150H181V149H180ZM180 150H177L176 152H178V151H180ZM184 150H185V149H184ZM185 151H186V150H185ZM185 151H183V152H181V153H185ZM186 152H187V151H186ZM146 153H147L146 156H148V155H149L148 152H146ZM153 153H155L154 150H153ZM185 154H186V153H185ZM152 155H154V154H152ZM152 155H151V157L153 158ZM168 155H169L170 158L173 157V158L176 159V156H175V157H174V156H170L171 154H169V153H168ZM172 155H173V154H172ZM182 155H183V154H181V157H180V158H181V159H180L181 162L179 161L180 164L182 163V159H183V158H184V160L186 161L185 158H186L187 156H189L188 154H187V156L184 155V157H183ZM193 155H194V154H193ZM137 156H138V155H137ZM143 156H144V155H143ZM154 156L156 157V154H155ZM158 156H159V155H158ZM185 156H186V157H185ZM196 156H197V155H196ZM196 156L194 155V157H196ZM149 157H150V156H149ZM149 157H148V158H149ZM191 157H193V156H191ZM194 157H193V158H194ZM148 158H147V159H148ZM157 158H158V157H157ZM170 158H169V159H170ZM193 158H192V160L188 158L189 161H188L187 167H185V165H186V164H185V163H186L185 161H184V162H185V163H184V166H183V165H182V166H179L180 164H179V165L177 164L178 161L176 162V164L173 163V161H172V164H173V166L177 165V166L181 167L180 170H178L179 172H178L177 170H176L177 172H175V173H179V175L181 174V172H182V170H183V172H182L183 174L186 173L187 175H189V176L193 179L194 177H197V175H195V174L198 173V177H197L196 181L198 180V181L200 182V181H202V179H201V177H200V173H199V166H198L199 164H197L198 162L195 163V161H193ZM194 159H195V158H194ZM198 159H201V157L198 158ZM171 160H173V159H171ZM176 160H179V159L177 158ZM195 160H196V159H195ZM3 161H4V160H3ZM3 161H2V162H3ZM169 161H170V160H169ZM167 162H168V161H167ZM174 162H175V160H174ZM151 163H152V162H151ZM157 163H158V162H157ZM168 163L171 164V162H168ZM154 164H156V163H154ZM172 164H171V165H172ZM174 164H175V165H174ZM148 165H149V164H148ZM18 166H19V165H18ZM21 166H22V165H21ZM169 166H170V165H169ZM173 166H172V167H173ZM23 167H24V166H23ZM175 167H176V166H175ZM175 167H174V168H175ZM179 167H176V169H178ZM206 167H208V166H206ZM206 167H205V169H206ZM168 168H170V167H168ZM210 168L212 169L213 166L210 167ZM214 168H215V167H214ZM24 169H25V168H24ZM26 169H27V168H26ZM3 170H4V169H3ZM20 170H21V168H20ZM169 170H170V169H169ZM206 170H207V169H206ZM208 170H209V168H208ZM216 170H217V169H216ZM156 172H158V171H156ZM164 172H166V171H164ZM169 172H170V171H168V172H166V173H164V174H166V176H167V174H169ZM172 172H173V171H172ZM170 173H171V172H170ZM155 174H156V173H155ZM164 174H161V175H163V176H161V175H159V174H158V175H159V177L161 176V178H163V177L165 176ZM183 174H182V180H184V179L186 178V177H185V178L183 179V177H184V175H185V174H184V175H183ZM18 175H19V174H18ZM172 175H173V174H171V176L169 175V176H170L169 178L173 177ZM174 175H176V174H174ZM194 175H195V176H194ZM176 176H177V175H176ZM180 176H181V175H180ZM180 176H178V178H179ZM185 176H186V175H185ZM17 177H18V176H17ZM190 177L188 178L189 181H190L192 184H194V182H193L194 180L191 181V178H190ZM169 178H166V179L169 180ZM173 178H174L173 180L175 181V183H176L177 180L179 181L178 178H177V180H176L175 177H173ZM17 179H18V178H17ZM163 179H164V178H163ZM180 179H181V177H180ZM186 179H187V178H186ZM188 179H187L186 181H188ZM194 179H195V178H194ZM168 180H167V181H168ZM170 180H171V179H170ZM173 180H172V181H173ZM182 180H181V181H182ZM213 180H214V179H213ZM178 181H177V182H178ZM196 181H195V182H196ZM209 181H210V180H209ZM209 181H208V182H209ZM214 181H215V180H214ZM217 181H218V179H217ZM168 182H169V181H168ZM204 182H205V180H204ZM206 182H207V180H206ZM16 183H17V181H16ZM23 183H24V182H23ZM26 183H27V182H26ZM169 183H170V182H169ZM179 183H180V181H179ZM179 183H177V184H179ZM185 183H186V182H185ZM191 183H190V184H187V185L190 186V185H192ZM201 183H203V181H202ZM18 184H19V183H18ZM177 184H174V185H177ZM180 184H181V183H180ZM180 184H179V186H180ZM222 184H223V183H222ZM170 185H171V184H170ZM202 185H203V184H202ZM204 185H205V184H204ZM177 186H178V185H177ZM208 186H209V185H208ZM13 187H14V186H13ZM175 187H176V186H174V189H175ZM180 187H181V186H180ZM190 187H191V186H190ZM205 187H206V186H205ZM181 188H183V186H182ZM196 188H197V187H196ZM206 188H207V187H206ZM12 189H13V188H12ZM172 189H173V188H172ZM174 189H173V191L179 192V191H177L178 187H177L175 190H174ZM191 189H193V188L191 187ZM170 190H171V188H170ZM178 190H180V189H178ZM182 190H183V189H181V191H182ZM184 190H185V189H184ZM206 190H207V189H206ZM12 191H13V190H12ZM95 191H96V190H95ZM181 191H180V193H181ZM190 191H191V190H190ZM196 191H197V189H196ZM14 192H16V191L14 190ZM185 192H186V191H185ZM185 192H184V193H185ZM193 192H194V194H198V192H196V193H195V191H193ZM204 192H205V190H204ZM206 192H207V191H206ZM209 192H210V191H209V189H208V193H206L207 196H209V195H208ZM184 193H183V194H184ZM201 193H202V192H201ZM105 194H106V193H105ZM185 194H186V193H185ZM187 194H188V193H187ZM211 195L213 196V194H211ZM211 195H210V196H211ZM48 196H49V195H48ZM186 196H187V195H186ZM198 196L201 197L200 193L198 194ZM198 196L195 195L196 198H199ZM203 196H205V195H202V197H203ZM207 196H206V197H207ZM212 196H211V198H212ZM192 197H193V194L191 193V198H192ZM202 197H201V198H202ZM188 198H189V197H188ZM196 198L193 197L192 199H196ZM201 198H200V199H201ZM56 199H57V197H56ZM60 199H61V198H60ZM83 199H84V198H83ZM202 199L204 200V198H202ZM202 199H201V200H202ZM45 200H46V199H45ZM58 200H59V198H58ZM203 200H202V201H203ZM211 200L213 201V199H211ZM65 201H66V200H65ZM197 201H198V199H196V202H194V203L197 204ZM202 201H201V202H202ZM212 201H211V202H212ZM46 202H47V201H46ZM82 202H83V201H82ZM198 202H199V201H198ZM205 202H206V201L204 200V202H202V204L204 205ZM209 202H210V201H209ZM53 203H54V202H53ZM105 203H106V202H105ZM112 203H113V202H112ZM60 204H61V203H60ZM63 204H64V203H63ZM74 204H75V203H74ZM103 204H104V203H103ZM108 204H109V203H108ZM206 204H207V202H206ZM61 205H62V204H61ZM84 205H85V203H84ZM15 206H16V205H15ZM105 206H106V205H105ZM75 207H76V206H75ZM76 208H77V207H76ZM105 208H106V207H105ZM109 208H110V207H109ZM78 209H79V208H78ZM78 209H77V210H78ZM81 209H82V208L80 207L79 210H81ZM77 210H76V212H77ZM105 210H106V209H105ZM68 212H69V211H68ZM68 212H67V213H68ZM70 212H72V211H70ZM73 212H74V211H73ZM78 213H79V212H78ZM99 213H100V212H99ZM111 213H112V212H111ZM74 214H75V213H74ZM94 214H95V213H94ZM100 214H101V213H100ZM96 216H97V215H96ZM104 217H105V216H104ZM101 218H102V217H101ZM122 218H123V217H122ZM99 219H100V218H99ZM102 219H103V218H102ZM97 220H98V219H97ZM97 220H96V221H97ZM100 221H101V222H100ZM100 221H99V222H100L101 224L104 225V222H102L103 220H100ZM104 221H105V220H104ZM106 221H107V220H106ZM95 223H96V222H95ZM97 223H98V222H97ZM105 224H106V222H105ZM4 226H5L4 230H6V231H5V232H4V231H0V264H57V263H55V260H54V259H58V258L61 256V254H60V250L56 249L54 245H51V244L48 243L45 247H42L41 244H39V246H38V242H36L35 239H33V237H36V236H34V234L31 233V232H29L28 230L24 229L23 226H22V225L18 222V220H16V219H13L12 221H6V222H4V223H0V229H1V227H4ZM98 227H99V226H97V228H98ZM104 227H105V226H104ZM110 227H111V226H110ZM94 228H95V225H94ZM108 228H109V227H108ZM112 228H113V227H112ZM95 229H96V228H95ZM101 229H102V227H101ZM104 229H105V228H104ZM109 229H110V228H109ZM97 230H98V229H97ZM100 231H101V230H100ZM118 231H119V230H118ZM118 231H117V232H118ZM56 234H57V232H56ZM56 234H55L54 236H56ZM100 234H101V233H100ZM100 234H99V235H100ZM117 234H118V233H117ZM121 235H122V234H121ZM103 236H104V235H103ZM103 236H102V237H103ZM122 237H123V236H122ZM206 237H207V236H206ZM206 237H205V239H203V241L205 242V240H206V242L208 241V242H207L208 244H206V243H205V244H206V245H211L213 242L211 243V242H210L211 240H209L208 238L206 239ZM111 238H112V237H111ZM111 238H110V240H111ZM199 238H200V237H199ZM199 238L196 237V240L199 239ZM199 241H200V240H199ZM203 241H202V242H203ZM61 242H62V241H61ZM204 242H203V243H204ZM104 243H105V242H104ZM199 243L202 244L201 241H200ZM97 245L100 246V244H97ZM100 247H102V246H100ZM200 247H202V245H200ZM203 247H204V246H203ZM208 248H211V246H208L207 249H208ZM214 248H215V247H214ZM214 248H213V246H212V248H211L210 250H208V251H209V252L211 251V253H212L213 255H217L218 252H217V254H216V251H217L218 249H217V250H214ZM33 249L37 250V253H36L34 256L31 254V251H32ZM201 249H203V248H201ZM212 249H213V250H212ZM215 249H216V248H215ZM203 250H204V249H203ZM99 251H100V249H99ZM99 251H96L95 254H98ZM106 253H107V251H106ZM204 253H206V250H205ZM207 254H208V252H207ZM98 255H99V254H98ZM145 256H146V257H145ZM145 256H143V254H142V255H139V258L136 259V260L133 259L134 257H133V258L130 257V258L127 260V264H153V263H154V264H156V263L158 264V263L160 262V260H158V261L155 260V259L152 260V259L150 258L149 255H148V258H147V255H145ZM208 256H209V257H212V259H213V260H211V258H210V259H207V260H210V261H209V264H215L214 256H211V255H208ZM136 258H137V257H136ZM149 258L151 259V262L148 261ZM157 258H158V257H156V259H157ZM53 262H54V263H53ZM207 262H208V261H207ZM160 263H161V262H160ZM160 263H159V264H160ZM205 264H207V263H205Z\"/></svg>","mask_w":264,"mask_h":264}]
</instances>
